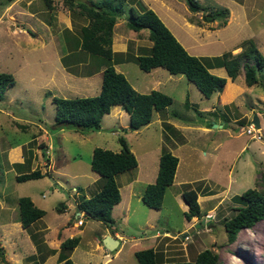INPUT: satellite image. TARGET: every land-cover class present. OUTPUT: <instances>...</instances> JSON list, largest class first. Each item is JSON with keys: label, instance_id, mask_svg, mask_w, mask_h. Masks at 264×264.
Segmentation results:
<instances>
[{"label": "rangeland", "instance_id": "1", "mask_svg": "<svg viewBox=\"0 0 264 264\" xmlns=\"http://www.w3.org/2000/svg\"><path fill=\"white\" fill-rule=\"evenodd\" d=\"M7 1L0 0V72L11 73L15 84L5 91L0 100V248L3 251L0 264H63L58 262V253H46L53 249L54 243L69 238L70 234L71 237H80L79 244L70 254V259L76 264H138L134 252L149 247H153L163 260L192 261L199 252L210 249L218 255V264H264V219L251 228L241 229L233 242L227 241L222 225L235 214V208L239 205L237 196L242 192L250 188L264 192L261 177L264 171V127L259 128L251 119L255 128L260 129L262 140H252L242 131L247 126L246 118L230 125L223 123L224 128L203 123L208 124V132L196 130L195 123L206 121L207 117L216 122V117L212 114L201 116L194 109L195 105L184 108L181 98L187 85H190L188 92L192 102H198L193 91L199 95L201 93L184 76H181L180 83L171 80V85H167L169 73L162 68L158 88L173 86L175 89L171 96L173 103L161 113H167L170 118L173 113L177 117L192 118L181 121L184 126L173 129L167 124L159 125L158 114L153 112L152 122L147 126L125 132L122 126H128L129 115L124 111L118 116L117 109L112 108L115 111L110 110L102 118L99 131L76 130L66 125L58 127L54 122L53 96L75 98L97 95L101 73H95L91 78L83 75L99 72L105 62L100 58V63L94 59V55L75 47L74 42L81 39L80 22L84 23L85 19L76 15L78 24H75L72 21L75 16L61 3L63 0H56L54 14L59 10L67 12L72 26L80 27L79 30L70 32L65 29L59 32L61 28H54L52 24H49L50 27L42 25L48 20V13H43L46 10L43 0L17 1L15 6L4 10ZM72 1L74 4L80 2ZM198 1L209 8L227 9L226 25L221 26L220 20L203 22L200 26L195 24L202 21V13L191 12L185 0H125L124 13L117 17L113 29V39L127 45L123 55L127 57L126 61L131 60L118 68L127 70L129 83L138 92L145 94L150 90L153 72L140 70L134 56L146 52L151 42L146 34H141L139 44L142 47L138 46L137 35L126 27L124 18L130 6L137 11H141L142 6L152 9L180 43L190 46L191 55L215 57L237 47L231 51L235 54L241 50L238 46L244 40L251 39L264 56V0ZM22 2L31 3L32 10L38 8L35 18H31L28 10L17 8ZM94 2H109L114 7L117 0ZM16 9L22 13L16 12ZM53 17V22H56ZM192 19L195 22L192 23V31L181 24L182 20L188 23ZM31 24L32 32L28 30ZM41 41H44L43 46L39 44ZM258 77L259 83L254 86L245 84L243 71L234 82L231 81L233 84L226 88L225 94L233 93L232 89L236 86L242 88V94L239 98L236 96L234 104L228 105L226 110H222L219 102L215 101L216 96L211 97L210 101L206 100L207 105H213L219 114L235 113L236 117L248 114L255 118L259 113L264 114V70L258 72ZM217 96L220 97L221 92ZM251 100L255 104L252 112L249 108ZM166 129L170 132H166ZM38 135L41 136L36 138ZM119 136L126 139L137 162H140L138 169L136 167L116 176V182L122 186L123 201H127V190L121 184L125 178L138 176L133 188L134 195L129 198V209L126 210L125 204L115 208L111 227L84 216L83 226L70 228V224L76 225L74 222L79 213L75 201L88 198L98 191L95 178L99 176L90 168L92 150L101 147L118 152L121 147L117 140ZM173 136L181 144L174 151L180 160L175 182L166 189L162 207L149 208L137 196L142 194L147 184L155 182L160 154L172 144ZM46 168L49 174L41 179L18 182L15 178L34 169L45 171ZM204 175H211L213 180H198ZM222 188L225 190L220 191ZM190 189L199 191L197 201L201 216L188 220L184 216L187 206L181 194ZM22 196L44 201L46 210L40 220L25 229L18 221L17 200ZM61 203H65L68 209L57 212ZM78 230L82 231L75 235ZM114 231L123 236L120 244L113 251L102 249L100 236ZM41 240L46 243H39L42 246L36 247L35 243ZM56 251L59 252V248Z\"/></svg>", "mask_w": 264, "mask_h": 264}, {"label": "trees", "instance_id": "2", "mask_svg": "<svg viewBox=\"0 0 264 264\" xmlns=\"http://www.w3.org/2000/svg\"><path fill=\"white\" fill-rule=\"evenodd\" d=\"M124 2L125 0H117L114 7L109 2H104V4L91 2V7L82 4L84 15L89 19V23L81 27V39L76 41L75 47L94 55L100 62L104 60L105 68L101 73V88L95 96L75 98L53 96L56 126L66 125L76 130L99 131L103 116L109 114L114 106H121L130 117L127 128L122 130L125 132L127 129L137 131L151 122L153 112L163 111L173 103L170 95L159 90H151L145 94L139 93L132 87L124 74L117 72L112 64L115 57L123 55V53L112 51V40L116 19L124 13ZM185 3L191 12L202 13V21L195 23L192 19L191 22L200 26L203 22L212 23L220 20L221 26L226 25L227 9L209 8L199 3L198 0H185ZM140 9L141 11H137L133 6H130L125 15V24L128 29L134 32L148 31L150 47H147L143 54L134 56V61L140 70L150 72L153 69L162 68L171 75H182L194 84L205 98H210L212 94L221 92L227 83V78L217 76L209 71L214 64L224 67L227 77L232 81L243 71L244 82L247 86L259 83L258 72L264 70V56L251 39L244 40L238 46L241 50L235 54L227 51L215 57L194 56L188 53L152 9L145 6ZM14 84L15 78L11 73L0 72V100L3 99L5 91ZM185 105L186 107L191 106L188 100ZM173 116L175 115L173 114ZM117 140L121 146L118 152L101 147H95L92 150L90 168L99 176L96 181L98 191L76 203L77 210L84 212V216L100 221L107 227H111L114 223L113 206L121 201L116 176L137 167L136 156L129 148L126 139L119 136ZM177 165L178 157L167 149L162 150L155 182L147 184L141 195L144 205L153 209L162 207L166 189L173 184ZM48 174V170L34 169L28 173L19 174L15 178L18 182H24L40 179ZM261 177L264 182V171ZM181 196L187 206V210L184 212L186 219L200 217L197 191L186 190L182 192ZM237 197L239 205L235 208V214L222 223L228 242L235 241L241 229L251 228L264 219L263 191L250 188ZM64 208L63 204L57 210L61 212ZM17 209L18 221L24 229L29 228L45 215V211L34 205L28 196L18 198ZM79 241V236L62 240L59 245L58 262L76 264L70 259V254ZM42 242L41 240L35 243L36 247L40 248L42 245L39 243ZM55 252V249H50L46 254L51 255ZM0 255H3L1 248ZM134 256L138 264H218V255L210 249L202 250L192 261L163 260L153 247L137 250L134 252Z\"/></svg>", "mask_w": 264, "mask_h": 264}, {"label": "crops", "instance_id": "3", "mask_svg": "<svg viewBox=\"0 0 264 264\" xmlns=\"http://www.w3.org/2000/svg\"><path fill=\"white\" fill-rule=\"evenodd\" d=\"M17 1H21V0H9V1H7L8 3L6 4V6L4 7V10H8L9 8H11V7H13V6H15L16 4V2ZM80 2V4L79 3H76V4H74V2L72 1V0H63V2H61V3H64V6L66 7V8H68V10L70 11V12H72V14H73V16H75V20L73 19L72 21L75 23V24H78V20H76V15H79V16H81V17H83L84 19H85V22L84 23H82V22H80V24H81V27L82 26H85V25H87L88 23H89V19L84 15V11H83V8H82V4H85L87 7H91L90 5H91V2H94V0H79ZM43 2H44V5L46 6V10H43L42 8L40 9V10H43V13H48V20L47 21H45V22H42V25H46V26H48V27H50V25L49 24H52V26L54 27V28H57V27H59V28H61L60 29V31L59 32H64L65 31V29L67 30H69L70 32H72V31H75V30H79L80 29V27L77 29V28H74L73 26H72V22H71V18H70V16H69V14L67 15V12L65 13L64 11H62V10H59V12L58 11H56V14H54V10H55V8H56V6H55V4H57L56 3V0H43ZM73 3V4H72ZM95 3V2H94ZM25 2H22L19 6H17V8H21L22 10H28V12L30 13V16H31V18L33 19V18H35V16H36V12H37V10H38V8H36L35 10H32V9H30V7L32 6V4L31 3H29V4H26ZM23 6V7H22ZM57 7H58V5H57ZM148 7H150L149 5H148ZM17 11L16 12H21L22 13V11H19L18 9H16ZM51 10H53V12L51 11ZM51 11V12H50ZM7 12V11H6ZM60 13V14H59ZM69 13V12H68ZM75 14V15H74ZM53 15L55 16V20H56V22H53ZM160 17V16H159ZM82 18V19H83ZM119 18V17H118ZM121 18V17H120ZM161 18V17H160ZM162 19V18H161ZM54 20V21H55ZM124 20H125V18H124ZM189 22L187 23V22H184L183 20H182V23L181 24H183V25H186L187 27H189V29L192 31V29H193V25H192V23L193 22H191L190 20H188ZM48 22V23H47ZM31 23H33L32 22V20H31ZM116 23H117V19H116V22H115V25H116ZM60 24V25H59ZM168 24H169V22H168ZM32 25L33 24H31V26L29 27V29H28V27H26L25 28V30L27 31V29L28 30H30V28H32ZM115 25H114V27H115ZM170 25V24H169ZM114 29V28H113ZM31 31V30H30ZM29 32V31H28ZM32 32V31H31ZM30 32V33H31ZM33 32H34V30H33ZM134 32V31H133ZM35 33H36V31H35ZM134 34L135 35H137V37L138 38H136V41H137V45L139 46H141L142 47V45L141 44H139V40L142 38V37H140V36H142L141 34H146V35H148V33L147 32H145L144 30H141V31H139V32H134ZM35 35H37V34H35ZM35 35H34V37H35ZM23 37L26 39V40H28V37L26 36V35H23ZM41 40H42V38H41ZM50 41H51V43L53 44V46L55 45V42H54V40H52V38L50 39ZM38 42V41H37ZM44 43V41H41L39 44H41L42 46L44 45L43 44ZM46 43V42H45ZM75 43V45H76V43L77 42H74ZM182 43V42H181ZM183 44V43H182ZM184 45V44H183ZM114 46L115 47H118L117 49L116 48H114ZM184 48L190 53V46H186V45H184ZM236 48L237 47H235L234 49H232L231 51H234V50H236ZM239 49V48H238ZM237 49V50H238ZM112 51L113 52H115V53H125L126 51H127V45L124 43V42H121V43H118L117 41H115L114 39L112 40ZM238 52V51H237ZM90 55V54H89ZM221 55V54H220ZM68 56V55H67ZM136 56V55H135ZM210 57H213V55H209ZM219 56V55H218ZM92 58H94V56L92 57ZM96 61H98V62H100L99 61V59L98 58H94ZM126 59H127V57L125 56V55H121V56H118V57H115L114 59H113V62H112V64H113V66H114V68H115V70L117 71V72H120V73H122V74H124V76L127 78V80L129 81V78H128V75H127V70H125V71H122L121 69H119L118 68V66L119 65H123V64H127L130 60L128 59V61H126ZM101 63V62H100ZM105 68V66H102L101 67V69H100V71L99 72H94V73H87V74H84L83 76L84 77H88V78H91L93 75H95V73H102V70ZM157 70V71H156ZM209 71L211 72V73H214V74H217V75H219V76H224V77H226L227 78V83H226V85H225V87H224V89L221 91V96L219 97V96H217V93L218 92H216V93H214V94H212L211 95V97H213V96H216V98H215V101H217V102H219V106L222 108V110H226L227 109V106L229 105V106H232L233 104H234V98H236V96H238V98H239V96L242 94V88L240 87V89H238L237 88V86L236 87H234V89H232V91H233V93H227V94H225V90H226V88L229 86V85H231V83L232 82H234V81H232L230 78H228L227 77V72H226V70H225V68L224 67H220V66H216V64H214L213 65V67L212 68H210L209 69ZM150 72H153L152 74H151V76H152V81L150 82V87H149V91L148 92H146V93H149L151 90H154V89H156V90H158L159 89V91H162V92H164V93H166V94H168V95H170V96H172V93H173V91H174V87L173 86H171V87H168V86H165V87H163V88H158V86H159V84H160V78H159V72H160V68H156V69H153V70H151ZM146 73H149V72H146ZM78 76L80 75V73L79 74H77ZM160 75H162V76H166L165 75V73H161ZM182 75H171V74H168L167 75V77H166V80H167V85H171V83H170V81L171 80H173L175 83H180L181 82V80H182V77H181ZM232 81V82H231ZM173 82V83H174ZM191 83V82H190ZM192 84V83H191ZM233 84V83H232ZM162 85V84H161ZM190 85H187V88H185L184 90H183V96H182V100H183V106H184V108H189V107H186V105H185V102H186V100H190L189 99V90H190V87H189ZM132 87H134V89L135 90H137V88H135V86L134 85H132ZM100 88H101V86H100ZM154 88V89H153ZM171 88H173V89H171ZM138 91V90H137ZM139 92H141V91H139ZM186 92L188 93V95H186ZM141 93H143V92H141ZM193 94H194V96L195 97H197L198 98V102H192V100H190L189 102L191 103V106L192 105H195L194 106V109L198 112V113H200L201 114V116H203V114H206V115H208V114H210V115H208V116H211V114L212 115H214L215 117H216V122L215 121H213L212 119H209L208 117H207V120L205 121V120H201L200 122H198V123H195L194 125H195V129L196 130H198V131H200V132H208V128H206V127H208V124H207V126L206 125H204L203 123H210V124H214V127L215 128H224V126H223V123L225 124V123H227L228 125H230V124H232L233 122H235V121H237V120H239V119H242V118H246V124H247V126H246V128L249 126V124L250 123H252V120L251 119H253V117L251 118V116H249L248 114L247 115H241V116H237L236 117V114L235 113H231V114H229V115H227V112H224L223 114H219L218 113V111H217V109L213 106V105H207L208 103H207V101L206 100H209L210 101V99H211V97L210 98H205L202 94L201 95H199V94H197V93H195L194 91H193ZM261 97H262V95H261ZM203 98H205V99H203ZM218 99H220V100H218ZM257 99V98H256ZM259 100H261V99H259ZM236 102L237 103H239L240 101H237L236 100ZM261 102H263V101H261ZM202 104V105H201ZM221 104V105H220ZM240 104H243L242 102H240ZM246 104V103H245ZM171 106V105H170ZM253 106H255V104H254V101L253 100H251L250 101V104H249V108H251L250 109V112H252L253 111ZM113 108H116L117 109V111H116V114L118 115V116H121L122 114H121V112L123 113L125 110L123 109V107H121V106H114ZM216 109V110H215ZM115 111L114 109H112L111 108V111ZM212 111H215V112H212ZM162 111H159V112H154V113H157L158 114V123H159V125H164V124H167V125H170V126H172L173 127V129H176L177 127H179V126H184L183 124V122H181V121H183V120H185V121H190V120H192V118H189V117H186V116H182V117H177V115L175 114V113H173L175 116H173L172 118H170L169 116H168V114L167 113H161ZM163 112H165L164 110H163ZM105 115H107V114H105ZM104 115V116H105ZM103 116V117H104ZM232 117V118H231ZM257 120H258V123H259V128H263L264 127V114H261V113H259L258 114V116H257ZM152 122V121H151ZM164 122V123H163ZM163 123V124H162ZM187 124L189 123V122H186ZM182 124V125H181ZM189 125H191V124H189ZM263 125V126H262ZM176 127V128H175ZM187 127H189V126H187ZM186 127V128H187ZM122 128H127L126 126H122ZM161 128H162V126H161ZM245 128V129H246ZM167 131L166 132H170L169 131V129H166ZM205 130H207V131H205ZM260 130V129H259ZM242 131H244L245 132V130H243L242 129ZM261 133V132H260ZM179 134V133H178ZM39 136H41V135H38V136H36V138H38ZM35 138V139H36ZM250 139H252V140H254L253 138H250ZM168 142H169V139L167 140ZM171 141H172V144L171 145H169L168 146V150L170 151V152H172L173 154H175L174 153V151H175V149H177V147L179 146V145H181V144H179V142H177V140H176V138L173 136V139H171ZM39 147H40V145H39ZM46 147V146H45ZM194 151H196V149L194 150ZM175 156H176V154H175ZM22 158V157H21ZM22 159H20V161H21ZM179 162H180V160H179V158H178V164H179ZM140 166V162L138 161L137 162V168L136 169H138V167ZM46 170H48L47 168H46ZM49 171V170H48ZM41 179V178H40ZM207 179H211V180H213V178L211 177V175H209V176H206V175H204V176H202V177H200V178H198V180H207ZM36 180V179H35ZM95 180L97 181L98 179H97V177L95 178ZM138 180V176H134V177H131V178H125L124 179V183L123 184H121V185H124L125 186V188H126V190H127V201H123V194H122V191H121V188H122V186H120V184L118 183V185H119V188H120V192H121V201L118 203V204H116L115 206H113V208H112V216H113V214H114V210H115V208H118L120 205H123V204H125L126 205V210H128L129 209V205H130V201H129V198L131 199V197L134 195V190H133V188H134V185L138 182L137 181ZM174 180H175V178H174ZM29 181V180H28ZM174 182L175 181H173V184H174ZM190 182V181H189ZM185 184V183H184ZM182 185V184H181ZM207 190V189H206ZM223 190H225L224 188H222L220 191H223ZM197 191V190H196ZM210 191V190H209ZM209 191H206V192H209ZM197 193H198V198H199V191H197ZM141 195L142 194H140L139 196H137V199L139 198V199H141ZM31 198V200H32V202L34 203V205H36L37 207H39V208H41V209H43L44 211H45V213H46V210H45V206H43V204H44V201H34L33 199H32V197H30ZM78 201H75V203H77ZM41 203H42V205H41ZM62 204V206H63V204L65 205V203H61ZM68 209V206L67 205H65V208L62 210L63 212L64 211H66ZM57 212H59L58 210H56ZM113 218V217H112ZM75 223V222H74ZM19 224H20V226H21V223L19 222ZM35 224V223H34ZM33 224V225H34ZM84 225V223L82 224V225H80V226H83ZM150 226H151V224H149ZM70 228H78V227H76V225H74V226H72V224H70ZM82 230H78V231H75V235H79L80 234V232H81ZM74 235V234H73ZM107 235H110V236H113V237H115V238H117L118 240H119V244H120V239H121V237L123 238V236L122 235H120L118 232H116V231H114L113 233H111V232H108V233H104V234H102L100 237V242H101V248L102 249H104V250H106L105 248H104V246H103V239L107 236ZM57 236L59 237V235L57 234ZM72 236V234H70V237ZM155 236H157V235H155ZM43 241V243H46V241L45 240H42ZM59 241V240H58ZM62 241V240H61ZM61 241L57 244V243H54V246H52L51 248H53V249H58L59 248V245H60V243H61ZM57 242V241H56ZM118 244V245H119ZM100 248V247H99ZM48 251V250H47ZM107 251V250H106ZM55 253H58V251H56ZM109 260H107V262H108Z\"/></svg>", "mask_w": 264, "mask_h": 264}, {"label": "built area", "instance_id": "4", "mask_svg": "<svg viewBox=\"0 0 264 264\" xmlns=\"http://www.w3.org/2000/svg\"><path fill=\"white\" fill-rule=\"evenodd\" d=\"M245 133L250 137L253 138L254 140H262V135L259 131V129L255 128L254 124H250L246 130ZM77 221H76V226H80L83 224L82 218L84 217V213L80 212L77 214Z\"/></svg>", "mask_w": 264, "mask_h": 264}, {"label": "water", "instance_id": "5", "mask_svg": "<svg viewBox=\"0 0 264 264\" xmlns=\"http://www.w3.org/2000/svg\"><path fill=\"white\" fill-rule=\"evenodd\" d=\"M253 123H255L256 126H259L257 117L253 118ZM59 207H62V204L59 205ZM203 221V220H202ZM171 235H175L174 233H172ZM119 244V240L107 235L104 239H103V246L107 251H113L117 248Z\"/></svg>", "mask_w": 264, "mask_h": 264}, {"label": "clouds", "instance_id": "6", "mask_svg": "<svg viewBox=\"0 0 264 264\" xmlns=\"http://www.w3.org/2000/svg\"><path fill=\"white\" fill-rule=\"evenodd\" d=\"M250 124H253V123H250ZM250 124H249V125H250ZM245 130H246V129H245ZM79 213H80V211H79ZM83 213H84V212H83ZM77 214H78V213H77ZM84 214H85V213H84ZM75 223H76V222H75Z\"/></svg>", "mask_w": 264, "mask_h": 264}]
</instances>
